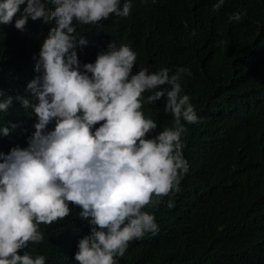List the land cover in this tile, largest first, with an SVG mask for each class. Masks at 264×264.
<instances>
[{"label":"trees","instance_id":"16d2710c","mask_svg":"<svg viewBox=\"0 0 264 264\" xmlns=\"http://www.w3.org/2000/svg\"><path fill=\"white\" fill-rule=\"evenodd\" d=\"M128 2L127 17L76 25L77 37L87 40L76 48L81 65L94 63L115 42L137 53L134 73L143 66L168 68L171 75L186 67L191 76L182 78V94L190 97L199 122L186 125L182 137L189 170L181 192L145 209L154 212L158 231L131 241L118 264H264V0H225L217 12L216 0ZM235 12L245 13L238 23L229 20ZM51 26L29 19L21 31L15 18L0 25V99L13 98L0 112V127L10 128L9 136L0 134L5 155L27 148L35 131V117L15 98L30 97L27 84L38 75L36 60ZM142 111L158 124L153 135L172 124L163 100L145 103ZM70 208L65 219L39 226L44 243L26 249L33 258L76 264L78 241L90 228L80 209Z\"/></svg>","mask_w":264,"mask_h":264},{"label":"clouds","instance_id":"9594fccd","mask_svg":"<svg viewBox=\"0 0 264 264\" xmlns=\"http://www.w3.org/2000/svg\"><path fill=\"white\" fill-rule=\"evenodd\" d=\"M224 4L216 0L212 10ZM130 9L128 0L123 6L121 0H0V25L14 18L21 31L29 19L52 24L36 60L38 75L27 84L30 97L15 98L35 117V131L27 148L0 152V264H46L45 256L33 258L26 249L44 243L39 226L68 217L70 205L90 228L78 241L76 264H118L131 241L158 231L154 212L145 209L181 192L189 170L182 137L186 125L199 122L182 94L190 70L178 67L170 75L168 68L142 66L134 73L137 53L115 42L94 63L81 65L76 52L87 45L76 25L99 26ZM244 15L235 12L229 20L238 23ZM161 100L172 124L153 135L158 124L142 108ZM12 103V97L0 99V112ZM0 134L9 136L10 128L0 127Z\"/></svg>","mask_w":264,"mask_h":264}]
</instances>
